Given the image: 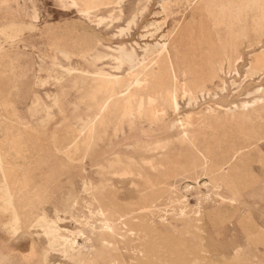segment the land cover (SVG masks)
I'll return each mask as SVG.
<instances>
[{"label":"rangeland","instance_id":"1","mask_svg":"<svg viewBox=\"0 0 264 264\" xmlns=\"http://www.w3.org/2000/svg\"><path fill=\"white\" fill-rule=\"evenodd\" d=\"M15 260L264 264V0H0V264Z\"/></svg>","mask_w":264,"mask_h":264},{"label":"bare ground","instance_id":"2","mask_svg":"<svg viewBox=\"0 0 264 264\" xmlns=\"http://www.w3.org/2000/svg\"><path fill=\"white\" fill-rule=\"evenodd\" d=\"M28 1V0H27ZM30 1V0H29ZM61 3H62V1L63 0H59ZM19 9V8H18ZM18 12H19V10H18ZM23 12V11H22ZM32 13H34V11L32 12ZM36 13V12H35ZM35 13H34V15H35ZM23 14V13H22ZM24 14H26V13H24ZM37 15V14H36ZM36 15H35V18H36ZM34 17V16H33ZM124 32H125V30H124ZM163 46V45H162ZM165 47V46H164ZM60 53L61 54H63V55H65V56H70V54L68 53V52H65V51H60ZM134 56L135 55H132V53L131 54H125L124 52H120V55H119V57H118V61L119 62H121V63H123V62H125V63H127V64H129L130 65V68H132L133 66H134V64H135V61L136 60H134ZM159 56V55H158ZM106 58V57H105ZM136 59V58H135ZM138 62V61H137ZM170 65V64H169ZM150 67V66H149ZM169 68H170V66H169ZM148 69V68H147ZM80 73V72H79ZM77 74V73H76ZM95 74V73H94ZM91 75V74H90ZM94 76H96L95 77V79H93V86H94V88L93 89H95V91H97V92H99V93H102V94H104V96L102 97V99L97 103V106L96 107H98V110L99 111H101L102 112V110L103 109H108V107L111 105V104H113L114 103V94H113V92H112V90H111V82H110V80H109V77H108V79L106 78L107 77V75H105V74H103L101 71L99 72L98 71V73H96V75H94ZM141 76V75H140ZM139 77V76H138ZM92 78H94L93 77V75H92ZM114 78V77H113ZM139 79V78H138ZM117 80V79H116ZM135 83V82H134ZM196 86H197V84H196ZM132 87L130 86V88L129 89H131ZM187 88V87H186ZM128 89V90H129ZM215 92V91H214ZM187 94V93H186ZM185 93H184V95H186ZM95 95V93H91V94H88L87 96L88 97H93ZM125 95V94H124ZM120 96H123V95H120ZM118 98H119V96H118ZM193 98V97H192ZM196 99V98H195ZM172 105L173 106H176V96H175V94H173L172 95ZM175 108V107H174ZM101 112H100V114H101ZM130 114V113H129ZM97 119V118H96ZM95 122V121H94ZM93 124V123H92ZM91 124V125H92ZM90 125V124H89ZM103 127V126H102ZM93 130V129H92ZM100 132H102L101 130H100ZM90 133V132H89ZM91 133H92V131H91ZM122 134V133H121ZM90 135V134H89ZM87 137H89L88 135H87ZM86 137V138H87ZM89 140H91V139H89ZM110 167H112V164L109 166V168ZM124 173V172H123ZM87 190V189H86ZM96 212V211H95ZM101 212V211H100ZM101 216H102V214H101ZM39 224H42V226H44V229H45V235L47 236V238L49 237V243H50V246L51 247H53V245H57V244H59V243H62L63 241H64V243L66 242V240L63 238V237H61L60 235H59V237L57 236L58 235V229L55 227V225H54V223L53 222H48L46 219L43 221H40L39 222ZM106 225V224H105ZM104 229H106V226H105V228ZM77 232H79V231H77ZM82 234V233H81ZM69 242V241H68ZM67 244V243H66ZM74 244L75 243H73V245L71 246V245H69L70 247H73L74 246ZM59 246H62V245H59ZM64 246H65V244H64ZM47 250V249H46ZM63 252H65V250L63 251ZM18 261H14V263L16 264ZM45 262V261H44ZM22 264V263H21ZM57 264H63V263H57Z\"/></svg>","mask_w":264,"mask_h":264},{"label":"crops","instance_id":"3","mask_svg":"<svg viewBox=\"0 0 264 264\" xmlns=\"http://www.w3.org/2000/svg\"><path fill=\"white\" fill-rule=\"evenodd\" d=\"M9 15V14H8Z\"/></svg>","mask_w":264,"mask_h":264}]
</instances>
